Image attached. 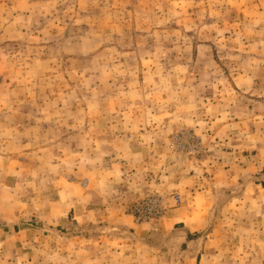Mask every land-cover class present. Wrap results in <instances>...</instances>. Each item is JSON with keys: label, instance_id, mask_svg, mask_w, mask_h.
<instances>
[{"label": "rangeland", "instance_id": "obj_1", "mask_svg": "<svg viewBox=\"0 0 264 264\" xmlns=\"http://www.w3.org/2000/svg\"><path fill=\"white\" fill-rule=\"evenodd\" d=\"M150 251L264 264V0H0V264Z\"/></svg>", "mask_w": 264, "mask_h": 264}, {"label": "crops", "instance_id": "obj_2", "mask_svg": "<svg viewBox=\"0 0 264 264\" xmlns=\"http://www.w3.org/2000/svg\"><path fill=\"white\" fill-rule=\"evenodd\" d=\"M116 153V152H115ZM116 158H119L120 160H117V164L116 165H113V166H111V168H113V169H118V170H120V171H123V170H126L127 169V167H129L132 163H123V161L124 160H129V162H130V160H132V158H131V156H129V157H126V155L124 156V155H122L121 156V154H118V153H116ZM134 160H136L137 158H133ZM116 161V160H115ZM114 161V162H115ZM145 166H139V167H135L134 168V170L136 171V172H134L131 176H133V178H136V174H138V173H142V174H145V173H147V171H151L150 169H145L144 168ZM127 170H129V169H127ZM133 170H132V168H130V172H132ZM124 174V173H123ZM122 174V175H123ZM147 176H149V175H147ZM141 181V180H140ZM134 183H136V182H134ZM150 184V182H147V183H145V186L142 188V189H138L136 192H134V193H137V192H139L140 193V195H142L143 193L145 194V193H148V192H150V190L152 189V187L149 185ZM136 196H138V194H135ZM133 196V195H132ZM126 220L128 221L127 223L130 225V227H132L133 226V219L132 218H129V217H126ZM14 230L15 231H18L19 230V228H14ZM190 232L189 233H193V230H189ZM176 233H179V232H177L176 231ZM186 234V236H187V233L188 232H185ZM160 253L161 252H158V251H150L147 255H148V257L149 258H152L151 259V263L150 264H159V262L157 261V259L158 258H160L161 256H159L160 255ZM169 253H176V252H172V251H170ZM141 255V254H140ZM182 257H189V258H193V257H196L195 258V262H197L198 261V257H199V254H193V252L191 251V250H187V251H184L183 253H182ZM135 256H136V258H137V255L136 254H134V255H132L131 257H130V259H131V263L130 264H133L134 262L132 261V259L133 258H135ZM154 258V259H153ZM192 261L193 260H190L188 263H192ZM107 263V262H106ZM162 264V263H161Z\"/></svg>", "mask_w": 264, "mask_h": 264}]
</instances>
